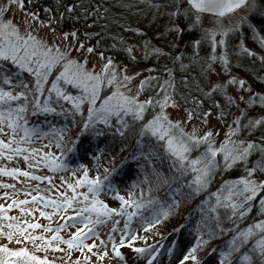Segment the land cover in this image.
Returning a JSON list of instances; mask_svg holds the SVG:
<instances>
[{
	"label": "trees",
	"instance_id": "obj_1",
	"mask_svg": "<svg viewBox=\"0 0 264 264\" xmlns=\"http://www.w3.org/2000/svg\"><path fill=\"white\" fill-rule=\"evenodd\" d=\"M259 1L262 5L261 9L255 10L249 15V20L244 21L242 33L239 35L234 33L229 37L230 66L234 71L241 72L245 79L243 86L238 88L241 95L239 122L243 134L249 131L251 121L255 117L264 114V100L261 98L264 95V42L256 32L257 28L260 34L264 35V0ZM23 4L25 8L37 9L38 16L50 27L72 32L84 48H91L107 56L115 65L113 69L115 71L119 72L127 65L137 63L150 67L155 78H150L144 84L143 91L153 101L163 99L157 84L160 77L171 75L172 95L175 101L192 113L193 117L205 120L206 115L211 113L218 116L226 126L235 121L237 104L230 89L221 85L212 87L209 83V62L212 60L214 50L202 23L194 26V10L187 18L170 16L169 13L174 11V6L166 3V0H23ZM155 5L160 7L157 8ZM181 7L188 9L189 5L185 1ZM141 23L148 25V31L140 26ZM172 24L178 31L182 30L177 34V42L167 50L157 47L151 37H154L165 25L171 29ZM197 40L200 44L194 46L193 42ZM243 43L252 49L242 47ZM196 53L199 54L198 58ZM30 79L34 81L35 77ZM50 86V83L45 85L46 90L50 89ZM34 87V83L30 84V88ZM62 87L69 86L62 84ZM71 94L79 95L80 92L72 89ZM28 97L27 101L12 102L14 109L22 104L28 109L22 114L23 119L19 121L21 127L17 128L15 135L7 127L6 122L0 123V128L3 129L0 140L10 144V148H0V152L3 153L0 155V169H7L8 172L13 169L11 166L14 162L19 161L17 156L21 154L35 163H37L36 158L43 159L38 151L34 154L28 151L27 147L34 146L35 138L46 137L47 142L52 145L60 143L63 139L65 141L63 152L70 153L66 141L69 138L80 140L84 133L83 119L79 113L73 116L70 102L61 101L66 114H59L60 109L56 105H52L57 107L55 114L39 110L34 113L33 104L29 102L32 98L31 91L28 92ZM39 99L42 103L46 101L47 91ZM53 99L55 100L54 93ZM159 111V107L154 103L146 116L150 119L153 113ZM118 128V122L111 129L97 122L95 129H106V134L100 137L95 136L94 131L89 129V136L86 137L81 151L84 158L93 159L97 154L108 163L117 162L112 158L110 146L105 142L111 137L125 150L124 161L131 162L138 173L132 183L137 185L142 202L151 205L158 215L163 217L162 223L167 233L189 224L197 240L207 241L197 252L201 264L206 261L205 256L210 251L216 252L219 256L218 264L223 259L221 254L229 252L232 253L229 257L230 264H245L240 259L241 256L247 253L255 241L264 234L257 232L247 244L239 247L238 251L233 249L240 245V240L237 239L236 245H232L231 241L249 227L264 221V206L260 203L264 199V192H261L251 203L250 210L246 206L245 209L237 210L234 214L223 204L227 202L225 200L228 194L227 186L246 176L248 165L241 164L226 168L217 159L219 164L211 182L198 194L191 195L192 189L188 185L197 174L190 169L184 175L178 173L173 166L175 158L167 152L163 141L151 136L141 137L135 131H129L121 137L117 132ZM25 129L29 130L27 138H25ZM255 129L259 131L260 128ZM62 130L65 133L63 138L59 135ZM8 131L7 136L5 133ZM52 145H49L50 149ZM19 146L26 147L24 151L17 153L14 149H20ZM85 149H89L87 155L84 154ZM204 150L200 147L191 153L190 158L200 157ZM9 156L12 158L9 159ZM259 158L260 154L254 151L249 158L251 165L254 166ZM74 161L79 165L85 163L80 158H75L72 162ZM119 176V173L111 174L108 180L103 178L100 180L104 185H115L122 179ZM76 182L74 181L75 184ZM217 194L220 196L221 206H217ZM167 195L172 196L174 206L166 203ZM233 202H238V199ZM164 212L168 213L167 217L163 215ZM241 212L243 215L240 214ZM9 218V209L0 211V226L9 221ZM225 264L229 262L226 261Z\"/></svg>",
	"mask_w": 264,
	"mask_h": 264
},
{
	"label": "rangeland",
	"instance_id": "obj_2",
	"mask_svg": "<svg viewBox=\"0 0 264 264\" xmlns=\"http://www.w3.org/2000/svg\"><path fill=\"white\" fill-rule=\"evenodd\" d=\"M251 3V0H250ZM10 0H0V10L9 7ZM262 5L259 0H255V8H242L233 13L226 14L223 17H216L208 13L200 14V24L204 29L218 31L221 27L224 30L235 29L229 32L228 36L217 35L216 42L207 36L212 41V50H214L213 57L215 59L209 62V83L212 87L221 85L227 86L237 104V117L234 122L224 125L221 119L208 113L205 120L191 117L189 119V111L184 107H169L165 112L174 122L180 121L181 127L185 133H195L196 136L201 137L207 132H212L210 138L212 147L217 150V157L222 164L223 152L220 151L222 147L231 149L233 144L229 141L240 144L241 142L255 143L260 146L264 142V124H259L256 127L260 128L256 131V127H251L245 134L242 132L239 118L241 113L240 101L241 95L238 88L241 86L240 81L245 82L244 76L239 71H234L230 66L228 55L231 34H241L243 31L244 21H248L250 14L255 10L261 9ZM34 10L23 7L22 9L16 3L10 4V10L3 13L5 19H11L18 24L21 33L25 30L26 21L31 24L29 31L37 39L47 43L49 46H58L62 51L70 53L71 58L79 62H87L89 70L99 73L102 67L108 62L109 58L101 55L98 52H88L87 49L81 47V44L76 40L75 35L71 32H64L50 27L37 14L34 19L32 14ZM243 18V22H241ZM140 26L148 31L147 24H140ZM258 37L264 42V35L260 34L256 28ZM179 31L172 24V28L165 25V27L157 32L152 40L156 46L165 50L174 45L177 41V34ZM223 40L221 44L219 41ZM83 46V45H82ZM242 47H248L243 43ZM227 61V63H225ZM112 71H115L112 69ZM118 77L123 81V76L128 75L132 77L129 81H123L125 86L121 87V91L125 95L136 96L140 102L150 99L146 96L144 91L140 89L142 83L149 81L155 74L150 67H144L140 64H131L122 68L119 72L115 71ZM236 81V83H232ZM173 77H160L158 90L162 92V96L167 95L175 100L172 95ZM115 90V89H114ZM264 100V95L261 97ZM264 121V114L255 117L251 122ZM251 125V124H250ZM235 131V135L231 133ZM253 132V133H252ZM8 133H5L8 136ZM89 136L88 131H84L81 136V148L75 153H66L61 155V148L52 145L45 139L46 137H38L34 139V146L27 147L29 152L33 154L38 151L39 159L31 162L25 159L23 154L17 156V161L14 162L13 169L17 167V173L14 175H5L7 169L0 173V206L3 209H9V221L2 223L0 226V247L7 248L8 252H0V261L4 264H39L40 261H47V264H147L148 256L134 251L135 248H154L160 255L153 264H179L180 258L191 248L195 246L197 236H195L191 225L187 224L178 228L175 231L167 233L165 226L162 223L163 217L158 215L155 208L151 205L142 202V196L139 194L137 185H134L136 175L138 174L134 165L130 162L124 161L126 156L125 150L111 137L105 140L110 146L112 158L117 162H106L95 154L93 159L81 154L82 147L86 137ZM24 141V140H23ZM49 143V144H48ZM47 144V146H45ZM52 145V148H49ZM24 149L26 146H19ZM205 149V146H201ZM24 157V158H23ZM55 157L59 161L67 164L66 170L53 171L51 160ZM75 158L84 160L85 163L78 164L77 161L72 162ZM98 158V159H97ZM150 166V162H148ZM12 169V170H13ZM104 169H108L109 173L116 175L119 173L122 179L115 183V185H104L99 193L95 195L88 191V185L76 186L74 181L84 178V171L87 170L88 178L95 179L97 176L105 180L106 173ZM12 170L10 172H12ZM114 170V171H113ZM19 172H27L28 176L19 175ZM75 173V175L73 174ZM40 177V179H33L32 177ZM110 176V175H109ZM118 177V176H117ZM245 177V176H244ZM243 177V178H244ZM258 179L257 176L251 177ZM71 183L76 186V192L73 193L68 184ZM11 185V187H6ZM78 187V188H77ZM84 193L88 195V204L90 205L93 199H98L108 208H114L117 212H124V215L112 214L110 217H99L104 220L103 224L95 223L96 214H84V216H91L92 222H88L87 228L84 227L85 221L81 216L77 215L75 209L85 206L83 196ZM76 196L73 201L72 208L64 211L62 208L57 209L53 203L63 205L67 198ZM123 196L130 202H135L142 207L137 209L135 206L124 205L117 197ZM35 198V199H34ZM20 201H28L26 204H20ZM166 203L175 205L171 195L166 196ZM44 213L45 215H41ZM128 213H133L132 219H128ZM50 217V219L48 218ZM71 218V219H70ZM157 218L159 222H157ZM30 224H39L40 228L28 227ZM151 227L150 231H145L146 227ZM12 225V227H9ZM51 229L52 231H48ZM80 232V236L76 233ZM91 229V231H89ZM9 233L12 238L9 239ZM34 237H43V239H32ZM53 237H60L61 239H53ZM135 237V239H132ZM73 240V245L70 247L65 241ZM177 241L179 242L177 244ZM95 245L89 251V247ZM123 245V246H122ZM130 245V246H129ZM176 245L175 250L172 251V246ZM27 250L26 256H14L12 252H20ZM119 251L121 256L116 255ZM172 254L169 255V252ZM107 253L103 259L101 256ZM36 257V259H32ZM123 257V259H121ZM206 261L202 264H218L219 256L216 252L208 253ZM187 264H193L188 261Z\"/></svg>",
	"mask_w": 264,
	"mask_h": 264
},
{
	"label": "snow or ice",
	"instance_id": "obj_3",
	"mask_svg": "<svg viewBox=\"0 0 264 264\" xmlns=\"http://www.w3.org/2000/svg\"><path fill=\"white\" fill-rule=\"evenodd\" d=\"M185 0H166V3L174 6V11L170 12V16H184L188 17L189 13L194 10L195 13V24L200 23V14L211 13L217 17H223L226 14L233 13L242 8H255V0H187L189 5L188 9H184L181 5ZM11 3H16L22 9L24 7L23 0H10ZM10 4L7 9L0 10V123H7V127L12 130V134L15 135L18 127H21L19 121L23 119L22 114L28 109L23 104L20 107L13 108L12 102L14 101H27L29 100L28 92H32V98L30 103L33 104V110H39L45 113H57V107L60 109L59 114L64 113V105L61 101L70 102L72 105V114L75 116L77 113L80 114L83 119V130L86 132L89 129L94 131L95 136L100 137L106 134V129H95L97 122L106 126L107 129H111L113 125L118 122L119 128L117 129L118 134L123 137L129 131L138 132L141 137L151 136L155 137L159 141L164 142V146L167 152L175 158L173 166L176 171L181 175L186 174L189 169L197 175L192 180V183L188 185L192 189L191 195L198 194L204 190L211 182L213 173L217 168L219 161L216 159L217 150L212 147L211 137L212 132H207L201 137L195 135V133H185L181 127V122H174L170 119L169 115L165 112V109L169 107L171 101V107L177 108L179 104L172 100L171 97L164 95L162 100L153 101L152 99H146L140 102L136 96L125 95L121 91V87L125 86L123 81H129L132 77L128 75L123 76V81L118 77L115 71V65L111 59L102 67L99 73L89 70L87 62H79L71 58L70 53L62 51L58 46H49L44 41L37 39L29 31L31 24L26 21L25 30L23 33L20 31L18 24L14 23L11 19H5L3 13L10 10ZM157 8L160 5H155ZM33 18L36 16L33 13ZM243 22V18H241ZM182 31V30H179ZM235 31V29L224 30L222 27L218 31L205 29L206 35L213 41L216 42L217 35L228 36L229 32ZM194 46H199L200 41H194ZM219 43L223 44L221 40ZM81 47H83L81 45ZM88 52H92L93 49H87ZM198 53L196 57L198 58ZM254 55V54H253ZM215 59V57H212ZM227 63V61H225ZM30 77H35L32 81ZM51 78V80H50ZM54 81V82H52ZM35 85L34 88H30V84ZM51 84L50 89L45 88V85ZM147 83V81H145ZM236 83V81H232ZM243 86V81L239 82ZM63 85L69 86L68 88L62 87ZM144 83L140 85V89L143 90ZM79 90V95L71 94V90ZM113 89H115L113 91ZM47 91L48 99L43 103L39 99L40 96H44ZM53 93L55 94V100L53 99ZM99 102V103H98ZM155 103L159 107L158 113H153L151 118H147L146 114L149 109ZM56 105V106H52ZM86 114V115H85ZM192 113H189V119H191ZM259 124H264V121L251 122V127L255 128ZM25 138L29 136V130L25 129ZM0 133H3V129L0 128ZM235 131L231 135H235ZM62 138L65 133L62 130L59 134ZM14 142V141H13ZM233 144L231 149L222 147L220 149L223 152L224 167L232 168L237 165H248L246 167V176L239 181L233 182L228 185V194L225 197L227 201L223 204L224 207L230 208L235 214L237 210L247 209L250 210L251 203L256 197L264 192V142L260 146L255 143H244L237 144L229 141ZM65 141L63 139L60 143H57V147L61 148V155H64L63 147ZM66 143L69 145L68 151L75 153L80 150L81 142L78 138H69ZM205 146V150L202 155L198 158H190L191 153L199 149L201 146ZM0 148H10L9 143H5L4 140H0ZM85 149V155L87 151ZM15 152L19 153L24 149H14ZM260 154L259 160L252 166L249 158L253 155V152ZM0 155H3L0 152ZM9 159L12 157L9 156ZM27 159V157H25ZM98 159V158H97ZM114 162V161H113ZM51 166L53 171L66 170L67 164L59 161L53 157L51 160ZM106 173H109L108 169H104ZM114 171V170H113ZM0 172H4L0 169ZM17 170L13 169L12 172H4L5 175H14ZM75 175V173H73ZM19 175L28 176L27 172H19ZM111 175V173H109ZM109 175H105V180L109 179ZM257 176L258 179H252L251 177ZM33 179H40V177H32ZM167 180H165V183ZM87 184L88 191L99 195L103 183L100 177L97 176L95 179L88 178L87 170L84 171V178L77 180L76 186H84ZM76 186L69 183L68 188L73 193L76 192ZM11 187V185H6ZM85 206L79 209H75L78 216H81L85 221L84 225L87 228L88 222H92L91 216H84V214H96L97 219L95 223L103 224L105 221L99 217H110L112 214L124 215V212H117L114 208H108L98 199H93L89 205L88 195L81 193ZM126 206H135L137 209L142 205L130 202L123 196L117 197ZM35 199V198H34ZM238 199V202H233ZM76 200V196L67 198L63 205H57L55 202L53 206L58 210L63 209L67 211L68 208H72L73 201ZM217 206H221V199L219 194L216 197ZM20 204H26L28 201H20ZM261 205L264 206V199L260 201ZM3 208L0 206V211ZM215 211V209H213ZM243 215V212L240 213ZM41 215H45L41 213ZM133 213H128V219L131 220ZM167 217L168 213L163 214ZM50 219V217H48ZM71 219V218H70ZM157 222L159 219L157 218ZM150 227H146L145 231H150ZM12 227V225H9ZM28 227L40 228L39 224H30ZM255 230V231H254ZM48 231H52L48 229ZM76 233V236H80V232ZM91 231V229L89 230ZM179 231V230H177ZM257 232L264 234V221H261L252 227H249L245 231L241 232L238 237H234L231 241L232 245H236L237 239L240 240V245L235 247L233 251H238L239 247L247 244V242L257 234ZM12 238L9 233V239ZM32 239H43V237H34ZM53 239H61L60 237H53ZM135 239V237H132ZM70 247L73 245V240L65 241ZM179 242L177 241V244ZM207 241L202 239L197 240L194 247H191L179 260V264H187L188 261H192L193 264H201L197 256L198 249H200ZM123 246V245H122ZM130 246V245H129ZM89 251L95 245L87 246ZM176 245L172 246V251L175 250ZM7 248L0 247V252H8ZM135 252L144 256L147 254V264H153V261L157 260L160 255L154 248H135ZM169 252V255L172 254ZM27 250L20 252H12L14 256H26ZM104 253L101 259L106 256ZM118 257L121 256L119 251H116ZM223 259L220 264L229 262V257L232 255L229 253L221 254ZM36 259V257H32ZM123 259V257H121ZM245 264H264V235L260 239H257L253 246L244 253L240 258ZM0 264H4L0 261ZM39 264H47V261H40Z\"/></svg>",
	"mask_w": 264,
	"mask_h": 264
},
{
	"label": "water",
	"instance_id": "obj_4",
	"mask_svg": "<svg viewBox=\"0 0 264 264\" xmlns=\"http://www.w3.org/2000/svg\"><path fill=\"white\" fill-rule=\"evenodd\" d=\"M185 1L187 2V0H185ZM34 12H35V14H37V15L39 14V12H38L37 9H35ZM208 14L213 15V14H211V13H208ZM213 16H214V15H213ZM216 17H217V16H216Z\"/></svg>",
	"mask_w": 264,
	"mask_h": 264
}]
</instances>
